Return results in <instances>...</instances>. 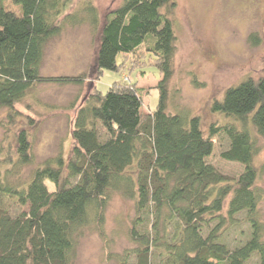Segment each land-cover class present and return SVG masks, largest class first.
Masks as SVG:
<instances>
[{"label": "trees", "instance_id": "obj_1", "mask_svg": "<svg viewBox=\"0 0 264 264\" xmlns=\"http://www.w3.org/2000/svg\"><path fill=\"white\" fill-rule=\"evenodd\" d=\"M69 1L0 0V109L8 110L9 122L22 115L16 106L37 85L92 83L75 113L67 159L61 152L18 185L10 180L11 168L31 162L26 129L15 134L14 160L2 158L0 149V264H72L77 233L93 217H102L111 192L133 200L136 213L128 230L133 249L117 264H245L253 255L264 264V222L258 218L261 198L253 163L258 148L248 129L264 136V77L246 78L211 103V112L230 122L211 128L208 137L198 116L171 114L176 47L172 22L163 10L173 0H121L100 28L90 8L98 33L90 71L77 77L42 76L45 47L60 34L63 22L74 18L65 13ZM141 46L160 74L157 106L147 116L137 88L117 82L101 94L95 87L105 71L121 70L118 55ZM219 130L228 141L221 158L244 167L235 180L207 161L214 149L211 138ZM240 213L251 233L229 249L222 228ZM215 221L203 237L202 229Z\"/></svg>", "mask_w": 264, "mask_h": 264}, {"label": "rangeland", "instance_id": "obj_2", "mask_svg": "<svg viewBox=\"0 0 264 264\" xmlns=\"http://www.w3.org/2000/svg\"><path fill=\"white\" fill-rule=\"evenodd\" d=\"M121 0H70L66 14L73 19L63 22L59 35L45 47L40 66L42 76H71L87 74L93 66L98 46V33L92 24L95 13L98 28ZM6 6L15 11L9 1ZM90 8L94 13H90ZM171 20L175 34L174 74L170 82L168 111L198 116L204 136L211 128L229 124L221 114L211 112L214 100H221L225 90L238 85L246 78L264 77V0H173V5L163 10ZM99 30V29H98ZM146 47L141 46L129 55H118L119 72L105 71L95 83L96 90L105 94L114 84H124L139 90L142 113L147 116L155 110L158 92L155 86L160 74ZM92 83L75 85H37L25 100L16 106L22 115L13 122L7 119V109H0V149L2 158L15 155V134L25 128L30 140V164L11 168L10 180L22 185L29 181L32 172L44 162L56 158L61 152L68 158L72 147L71 132L75 113L83 98L91 92ZM29 106L26 110L25 106ZM75 106L72 109V106ZM26 116L33 118L29 123ZM258 148L254 157L257 168L256 189L260 195L258 218L264 222V136L248 128ZM211 140L214 149L207 161L219 173L235 180L244 167L226 161L221 153L228 141L222 131ZM9 166L8 162H5ZM48 187L52 188L50 183ZM223 206L226 215L228 201ZM136 218L134 201L121 193H109V200L100 219L94 217L75 237L72 264H117L125 251L133 249L128 240V230ZM245 214L227 219L222 228L223 243L233 249L249 239L250 226ZM216 225L203 228L206 237ZM155 259H152V262ZM133 261H131V264ZM154 264H158L154 261ZM245 264H258L253 255Z\"/></svg>", "mask_w": 264, "mask_h": 264}]
</instances>
